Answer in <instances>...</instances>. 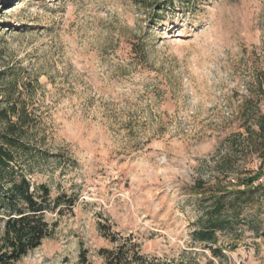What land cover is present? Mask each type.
<instances>
[{"label": "rangeland", "instance_id": "rangeland-1", "mask_svg": "<svg viewBox=\"0 0 264 264\" xmlns=\"http://www.w3.org/2000/svg\"><path fill=\"white\" fill-rule=\"evenodd\" d=\"M10 103L23 172L75 201L13 264H102L125 243L149 264H264L247 182L264 146L244 127L264 113V0H0Z\"/></svg>", "mask_w": 264, "mask_h": 264}, {"label": "trees", "instance_id": "trees-1", "mask_svg": "<svg viewBox=\"0 0 264 264\" xmlns=\"http://www.w3.org/2000/svg\"><path fill=\"white\" fill-rule=\"evenodd\" d=\"M190 2L192 0H185ZM20 114L10 103L0 107V264H13L29 252L38 248L54 233V225L46 213L52 210L62 212L61 207L74 205V199L66 194L52 197L46 185L33 186L23 172L22 157L32 155L29 144L23 139V127L13 117ZM247 116V114H245ZM17 117V119H18ZM248 117L258 129H253ZM244 127L250 135L255 133L260 146H264V113L247 116ZM260 171L248 178L252 185ZM213 220L207 228L196 232L198 239L213 241L217 228L222 227ZM102 264H149L138 247L125 243L118 248L103 249ZM79 264H91L82 253Z\"/></svg>", "mask_w": 264, "mask_h": 264}, {"label": "built area", "instance_id": "built-area-1", "mask_svg": "<svg viewBox=\"0 0 264 264\" xmlns=\"http://www.w3.org/2000/svg\"><path fill=\"white\" fill-rule=\"evenodd\" d=\"M258 170L260 171V174L258 177L253 181V185L255 186H263L264 187V164H260Z\"/></svg>", "mask_w": 264, "mask_h": 264}]
</instances>
